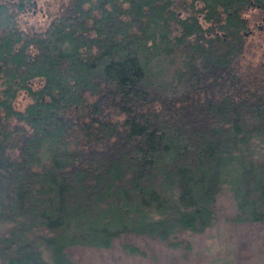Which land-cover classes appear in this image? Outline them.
<instances>
[{
	"label": "trees",
	"instance_id": "trees-1",
	"mask_svg": "<svg viewBox=\"0 0 264 264\" xmlns=\"http://www.w3.org/2000/svg\"><path fill=\"white\" fill-rule=\"evenodd\" d=\"M245 3L42 0L33 23V0H0V264H74L67 245L122 232L175 245L223 184L232 219L264 222Z\"/></svg>",
	"mask_w": 264,
	"mask_h": 264
},
{
	"label": "rangeland",
	"instance_id": "rangeland-1",
	"mask_svg": "<svg viewBox=\"0 0 264 264\" xmlns=\"http://www.w3.org/2000/svg\"><path fill=\"white\" fill-rule=\"evenodd\" d=\"M41 2L37 0L32 14L22 15L21 21L38 22ZM247 12V49L244 57L233 61L235 69H242L245 61L264 63V28L256 25L263 22L252 7ZM235 209L232 193L223 184L215 197L212 222L201 231H179L175 245L157 236L122 232L107 246L70 244L65 250L74 264H264V222L235 221Z\"/></svg>",
	"mask_w": 264,
	"mask_h": 264
},
{
	"label": "flooded vegetation",
	"instance_id": "flooded-vegetation-1",
	"mask_svg": "<svg viewBox=\"0 0 264 264\" xmlns=\"http://www.w3.org/2000/svg\"><path fill=\"white\" fill-rule=\"evenodd\" d=\"M33 4L35 6L37 4V0H33ZM251 7L254 9V13L257 14L260 21L263 22L262 24L257 23L256 24L257 27H259L260 29L264 28V0H246L245 8L242 11L243 16L246 19V26L244 28V33H246V30L248 28V21H249V12H247V10ZM250 30H251V28H250Z\"/></svg>",
	"mask_w": 264,
	"mask_h": 264
}]
</instances>
